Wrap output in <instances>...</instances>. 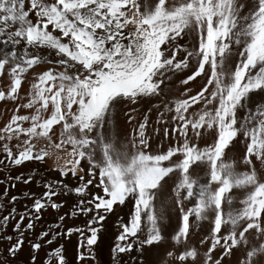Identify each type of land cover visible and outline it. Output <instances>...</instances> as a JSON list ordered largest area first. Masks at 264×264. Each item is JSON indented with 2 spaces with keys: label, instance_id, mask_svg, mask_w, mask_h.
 I'll use <instances>...</instances> for the list:
<instances>
[{
  "label": "snow or ice",
  "instance_id": "6c2138e0",
  "mask_svg": "<svg viewBox=\"0 0 264 264\" xmlns=\"http://www.w3.org/2000/svg\"><path fill=\"white\" fill-rule=\"evenodd\" d=\"M0 264H264V0H0Z\"/></svg>",
  "mask_w": 264,
  "mask_h": 264
}]
</instances>
